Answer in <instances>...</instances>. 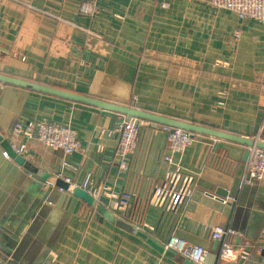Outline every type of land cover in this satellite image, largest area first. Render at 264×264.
Wrapping results in <instances>:
<instances>
[{
    "label": "crops",
    "instance_id": "crops-1",
    "mask_svg": "<svg viewBox=\"0 0 264 264\" xmlns=\"http://www.w3.org/2000/svg\"><path fill=\"white\" fill-rule=\"evenodd\" d=\"M81 1L0 0V73L264 141L263 22L205 0H94L91 17L80 14ZM121 118L0 83V133L34 165L7 158L0 142V264H189L149 242L163 246L170 234L206 247V264H239L244 257L218 262L217 225L235 231L228 239L247 250L246 264H264V177L241 184L248 146L200 135L171 153L153 139L151 160L125 171ZM20 122L69 125L80 147L66 155L17 133ZM147 146L140 142L141 152ZM160 148L173 159L153 173ZM171 171L193 182L175 212L151 201ZM62 175L81 185L95 178L110 194L90 205L60 189ZM124 191L132 199L122 218L114 205Z\"/></svg>",
    "mask_w": 264,
    "mask_h": 264
},
{
    "label": "built area",
    "instance_id": "built-area-1",
    "mask_svg": "<svg viewBox=\"0 0 264 264\" xmlns=\"http://www.w3.org/2000/svg\"><path fill=\"white\" fill-rule=\"evenodd\" d=\"M210 6L216 8H227L238 14L241 19L253 18L264 23V0H205ZM166 6V4H165ZM99 10V6L94 0H82L79 12L82 15L91 17ZM238 34V31L235 32ZM17 133L24 134L25 137H33L46 146L55 149H62L66 155H71L80 147L77 132L69 125H61L50 122H38L36 125L18 123ZM119 141L117 145V155L119 158V168L129 170L133 160L140 165L144 160H151L154 155V147L149 148V142L154 139L159 140L162 145L168 148L171 153H182L197 137L202 134L194 133L179 127L158 124L140 119L138 117L122 115L118 123ZM254 140H261L260 134L251 137ZM148 142V144H143ZM140 142L147 146L145 152H141ZM12 149L19 153L22 147L11 144ZM248 157L244 165L241 184H253L264 177V149L256 145L248 147ZM3 154L9 158L7 151ZM161 148L156 151L153 163V173L158 162H172V154H164L161 157ZM69 185L66 189L60 186L65 192L73 193L75 189L81 188L91 195L94 200L105 202V193L109 188L101 187L96 184V179L92 178L90 183L81 185L71 177L61 176ZM95 183V184H94ZM193 182L184 179L178 171H171L167 174L164 181L155 185L152 195V204L164 209L165 211H177L185 201L191 197ZM104 195V196H103ZM132 199L129 191H124L119 197V202L115 203L114 210L118 217L124 218L129 211ZM223 200V199H222ZM224 202L226 200H223ZM147 228H152L151 225ZM139 229V226L136 227ZM235 234V231L217 225L211 230V236L221 243L219 260L233 261L239 257L246 256L247 250L237 248L229 241L228 236ZM165 250L174 251L195 264H206L209 250L200 244L189 242L187 239L176 234H170L163 243Z\"/></svg>",
    "mask_w": 264,
    "mask_h": 264
},
{
    "label": "water",
    "instance_id": "water-1",
    "mask_svg": "<svg viewBox=\"0 0 264 264\" xmlns=\"http://www.w3.org/2000/svg\"><path fill=\"white\" fill-rule=\"evenodd\" d=\"M0 83H2L3 85L16 86V87H20V88H24V89H30V90H34V91H38V92H42V93H47V94L52 95V96L61 97L63 99H67L70 101L83 103V104L91 105V106H94V107H97V108H100L103 110L118 113V114L124 115L126 117L134 116V117H138L140 119L150 121V122H154V123H158V124H164V125H169V126H173V127L183 128L185 130H189L191 132L202 134V135H211L213 137L232 140L235 142L243 143V144L247 145L248 147L256 145V146L264 149V141L263 140H254L251 137H243L241 135H234V134H230V133H225V132L217 130L213 127H209V126H205V125H201V124H196L194 122H190V121H186V120H182V119H177V118L170 117V116H167L164 114L150 112V111H147V110L135 107V106H129V105H125V104L114 103V102L107 101L104 99H100L97 97H92V96H88V95H81V94L74 93V92H71L68 90L58 89V88L50 87L47 85H42L39 83H35V82L29 81V80H24V79L14 77L11 75H7L4 73H0ZM0 142H1V145L5 149H7V152L10 155V157L14 158L24 168L34 169V167H33L34 165L30 161H28L26 158H24L23 156H21L20 154L15 152L12 149L9 140L7 138H4L3 135H1V133H0ZM248 153L249 152L247 151V157H248ZM62 182L63 183L57 182V184H60L59 186L66 189L69 185L64 181H62ZM73 193L77 197L88 202L89 204H93L95 201L91 195H89L85 190H83L81 188L75 189ZM230 206H231L232 212H233V209L236 206V201L230 203ZM116 221L121 222L118 219ZM137 232L140 233L142 236L146 237V234L143 233L142 231H137ZM149 242L152 243V245H154L158 250H160L162 252L166 251L165 248L163 246L159 245L158 243H156V241L149 239ZM243 257L244 258L241 259L239 264H246L245 263V256H243ZM187 261L189 264H193V262L191 260L187 259ZM230 264H237V263L231 262Z\"/></svg>",
    "mask_w": 264,
    "mask_h": 264
},
{
    "label": "rangeland",
    "instance_id": "rangeland-1",
    "mask_svg": "<svg viewBox=\"0 0 264 264\" xmlns=\"http://www.w3.org/2000/svg\"><path fill=\"white\" fill-rule=\"evenodd\" d=\"M117 115H120V114H118V113H116ZM120 118V116H118V119ZM90 205H94V203L93 204H90ZM96 207H98V209H99V211H101L103 208H104V205L103 204H97V206ZM112 217V216H111ZM123 223H125V221L123 220ZM125 224H127V223H125Z\"/></svg>",
    "mask_w": 264,
    "mask_h": 264
}]
</instances>
